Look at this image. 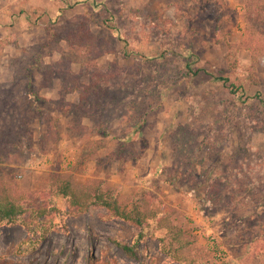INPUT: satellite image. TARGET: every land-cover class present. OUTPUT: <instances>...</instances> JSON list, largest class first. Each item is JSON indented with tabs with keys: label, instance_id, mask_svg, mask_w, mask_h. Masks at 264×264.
Listing matches in <instances>:
<instances>
[{
	"label": "rangeland",
	"instance_id": "374dc122",
	"mask_svg": "<svg viewBox=\"0 0 264 264\" xmlns=\"http://www.w3.org/2000/svg\"><path fill=\"white\" fill-rule=\"evenodd\" d=\"M222 1L0 0V193L59 208L41 238L0 221V264H187L152 220L136 242L103 208L69 209L53 175L170 205L197 264H264V57Z\"/></svg>",
	"mask_w": 264,
	"mask_h": 264
},
{
	"label": "trees",
	"instance_id": "16d2710c",
	"mask_svg": "<svg viewBox=\"0 0 264 264\" xmlns=\"http://www.w3.org/2000/svg\"><path fill=\"white\" fill-rule=\"evenodd\" d=\"M65 1V0H64ZM217 2L223 9L222 0H205L206 3ZM244 6L245 16V36L242 44L254 52L253 58L256 61L259 57H264V0H240ZM196 72H194L195 74ZM224 83L228 79L224 77H214ZM231 93L242 96L239 87L232 83L228 84ZM35 99V95L31 94ZM107 98H102L104 104H108ZM105 112L104 109H98ZM99 133V132H98ZM105 135V133H102ZM51 190L64 199L65 205L76 212L83 213L91 207H100L105 209L114 217L121 218L139 228L135 241L139 242L145 237L144 227L148 220L155 222L158 230H163L164 235L159 237L160 250L177 262L187 264H197L190 259L187 248L190 240L185 239L184 231L178 227L172 220L173 210L168 204L161 203L160 211L154 210L148 203L147 198L141 195L133 202L130 207H125L119 200V192L115 188H103L101 184L76 185L73 179L67 175H53L51 178ZM31 195L23 193L2 190L0 193V221H13L19 218L29 222L26 223L27 231L31 236L38 235V238L44 236L48 231L43 217L51 218L53 214L59 212L55 201L47 198L42 205L30 207L29 201H25ZM31 198V197H30ZM26 216V217H24ZM43 226V227H42ZM35 238V239H38ZM26 243H33L31 239L25 240ZM126 253L132 254V249L126 244L117 243ZM151 264H155L152 260Z\"/></svg>",
	"mask_w": 264,
	"mask_h": 264
},
{
	"label": "built area",
	"instance_id": "2783aa9c",
	"mask_svg": "<svg viewBox=\"0 0 264 264\" xmlns=\"http://www.w3.org/2000/svg\"><path fill=\"white\" fill-rule=\"evenodd\" d=\"M220 252L218 253L219 256ZM219 258L223 259L224 257L222 256V254H220Z\"/></svg>",
	"mask_w": 264,
	"mask_h": 264
}]
</instances>
